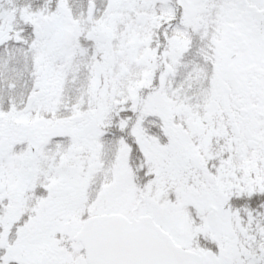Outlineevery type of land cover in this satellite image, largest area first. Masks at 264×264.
<instances>
[{"label": "rangeland", "instance_id": "1", "mask_svg": "<svg viewBox=\"0 0 264 264\" xmlns=\"http://www.w3.org/2000/svg\"><path fill=\"white\" fill-rule=\"evenodd\" d=\"M6 1H0L2 15L7 10ZM119 3L109 0L106 17L124 22L120 69L106 68L109 52H103L101 60L94 64L92 77L82 74L76 88L79 99L97 101L90 134L93 142L102 143V149L91 150L90 161L84 159L90 155L87 151L61 149L65 152L61 153L60 170L65 177L73 175L68 183L76 187L77 195L75 200L62 202L67 213L62 214V225L57 229L59 238L55 241L46 234L44 244L30 248L25 264H84L83 247L75 245L72 237L88 216L110 211L153 216L185 248L199 252L204 264H257L264 256L262 230L245 240L244 229L236 226L245 224V214H260L262 200H233L241 221L225 219L232 208L230 202L223 204L231 188L227 181L243 176L248 182L257 163L264 162V0H153L150 8L146 2L144 6L118 10ZM98 11L101 12L94 9V14ZM30 12L37 16L35 11ZM45 16L56 14L46 12ZM3 22L0 52H10L4 42L9 22L5 14ZM18 31L15 29L12 35L17 42L22 40ZM158 73L159 84L151 83ZM13 75L19 90L17 82L22 74ZM6 81L8 77L2 73L0 101L8 105L11 90ZM137 84L142 89H155L137 97L133 87ZM27 94L24 92L13 104L14 113H21L15 123L23 118ZM107 111L112 116L102 114ZM119 113L125 118L126 138H121L122 144L108 129ZM26 127H18L17 132L21 134ZM228 130L234 138L228 136ZM245 131L251 133V138ZM61 134L71 135L64 129ZM64 138L62 146L64 141L77 148L92 143L76 135ZM249 140L256 147L253 151L246 148ZM220 145L222 150L218 149ZM217 156L220 162L216 163ZM6 160L7 157L0 159L2 164ZM26 160L22 165L33 161ZM45 160L54 162L53 157ZM226 160V166H222ZM64 164L68 165L66 169ZM210 164L219 169L214 175L208 170ZM193 172L202 173L201 177L205 174L204 190L201 185L190 190L186 184L184 176ZM252 180L250 186L258 183L257 178ZM249 184L242 185L244 193L249 192ZM210 222L226 225L232 232L216 234L206 228ZM261 222L260 219L254 224ZM201 235H209L213 244L199 243Z\"/></svg>", "mask_w": 264, "mask_h": 264}, {"label": "flooded vegetation", "instance_id": "2", "mask_svg": "<svg viewBox=\"0 0 264 264\" xmlns=\"http://www.w3.org/2000/svg\"><path fill=\"white\" fill-rule=\"evenodd\" d=\"M118 1L121 3L118 10L124 6H144L146 2L150 8L153 4V0ZM6 4L7 10L4 14L7 15L9 22L6 24L7 35L4 42H7V48L11 51L0 52V75L3 73L8 77L6 84L11 90L8 91L11 99L8 105L0 101L4 111L0 114V157H7L3 164L0 161V263L25 264L29 261L30 248L44 244L46 234L52 235L54 239L59 238L60 233H57V229L62 225V214L67 213L62 208V202L75 200L77 195L76 187L68 183L73 175L65 177L66 173L62 174L60 170L61 153L65 152L61 149L67 148L69 151L72 148L79 153L87 151L90 155L84 157L86 161L91 160L95 148L102 149V143L97 145L98 141L93 142L94 136L90 134L97 101L92 98L79 99L76 88L78 81L82 79V74L88 79L92 77L94 64L101 60L103 52L107 54L109 52L105 62L107 66L108 62L110 65L106 68L109 69L111 66L120 69L119 53L124 49L125 44L122 27L124 22L123 19L114 22L106 17L109 0H7ZM96 8L101 12L94 14ZM31 10L35 11L37 16H31ZM46 12H53L56 16H45ZM4 14L0 12V28L4 23ZM16 20L18 22L15 24ZM15 29H19L18 32L22 36V40L18 42L14 41L12 36L15 35ZM17 73L22 74L21 81L17 82L19 90L13 82V74ZM24 92L28 94L23 102V118L17 120L16 123L19 124L16 125L15 120L21 117V113L18 115L14 113L13 104ZM31 96L34 97V102L30 110L25 112L24 108ZM9 108L11 111L6 112ZM102 114L112 116L113 113L107 111ZM9 121L12 123L8 124ZM23 125L27 127L19 134L18 127ZM109 125L111 136L124 139L125 118L122 113L115 114L114 121ZM62 129L70 132L71 135L61 134ZM245 133L251 138L249 131ZM230 134L234 138L235 135L231 132ZM75 135L81 136L85 143L91 140L92 143L77 148V146L72 147L70 143V146L67 145L64 141L65 145L62 146L64 137L71 139L70 137ZM219 140L222 143L221 137ZM250 141L246 148L248 151H253L256 147ZM218 149L222 150V146H218ZM241 149L240 146L238 152ZM45 153L47 157H53L54 162L47 163ZM30 158L33 161L22 165L24 160ZM219 158L217 156L216 163L220 162ZM52 163L54 166H47ZM67 167L68 165L64 164V169ZM250 175L248 182L243 176L239 180L236 178L235 181H227L231 188L225 196L226 203L223 205L227 206L230 202L232 208L228 213L231 215L226 219L232 221L234 216L235 221H241L242 216L238 212L237 215L232 216L235 207L231 201L242 197H257L262 200L260 218L262 223L254 224L253 217L246 216L243 220L245 224L236 227L244 229L245 240H250L255 232L262 230L264 253V162L259 161ZM204 177L195 178L197 185H201V190L205 189ZM253 178H257L258 183L250 186V181L254 182ZM246 183L249 184L250 189L249 192L244 193L246 188L243 189L242 185H248ZM221 195L219 194L218 197L222 198ZM134 215L135 213L132 212L128 217ZM211 224L206 228L216 234L224 230L227 233L231 231V229L227 230L226 225ZM74 235L72 237L74 244L83 247L74 240ZM61 241L65 247V241ZM176 242L179 243L177 240ZM51 243L53 242H49L50 245ZM261 261L264 264V256ZM261 261L259 260L257 264Z\"/></svg>", "mask_w": 264, "mask_h": 264}, {"label": "water", "instance_id": "3", "mask_svg": "<svg viewBox=\"0 0 264 264\" xmlns=\"http://www.w3.org/2000/svg\"><path fill=\"white\" fill-rule=\"evenodd\" d=\"M33 102L29 97L25 112ZM74 240L82 243L86 264H204L199 252L178 244L151 215H92Z\"/></svg>", "mask_w": 264, "mask_h": 264}, {"label": "trees", "instance_id": "4", "mask_svg": "<svg viewBox=\"0 0 264 264\" xmlns=\"http://www.w3.org/2000/svg\"><path fill=\"white\" fill-rule=\"evenodd\" d=\"M162 36H163V34H162ZM162 57L159 55V58H158V60H159V62L161 61L160 59H161ZM160 65V68H161V64H159ZM158 75V78L157 79H155V81L153 80H151L152 82L151 83H156V84H159L158 82L160 81L159 79H160V74L158 73L157 74ZM141 83H144L143 81H141ZM150 83V84H151ZM134 87V89H136V90H134V89H131L132 90V92H133V90H134V92H137L138 91V94H137V97H139V96H141L142 97V94L143 93H146V91H149V90H151V91H153L154 89H155V87L154 86H151V87H149V88H143L142 89V85H140V84H137L136 86H133ZM140 93V94H139ZM144 95V94H143ZM140 97V98H141ZM128 102H132V104H133V101H130V100H128ZM135 103V102H134ZM128 104V103H127ZM128 105H130V104H128ZM131 109V108H130ZM133 111V110H132ZM131 112V111H130ZM228 132V136H230V132H229V130L227 131ZM126 138V137H125ZM127 139H129L128 137H127ZM210 160V159H209ZM227 161V160H226ZM209 163H211V161H209ZM222 166H226V163H224ZM216 169H218V168H216V167H214L213 165H209V167H208V170L209 171H211V173L210 174H213L214 175V171L216 170ZM195 171H197V169H196V167H195ZM220 171H221V169H220ZM199 175H198V174ZM196 174L193 172L192 174H190L191 176H189V174H187L186 176H184L186 179H185V181H186V184H189L190 185V190L191 189H193V188H195V187H197L198 185H197V181L195 180V178L196 177H201V174L202 173H200V172H197ZM212 176V175H211ZM211 183V185H212V182H210ZM233 201V200H232ZM231 201V202H232ZM235 203V202H234ZM236 209H235V211L232 213V216L233 215H237V209L239 208V207H235ZM262 213V212H261ZM261 213L259 214H257V211L254 213V215H251V216H248L247 214H245V216L244 217H246V216H248V217H253V219H254V223H257L258 221H260V218L262 217L261 216ZM231 214H227V216H230ZM227 218V217H226ZM225 218V219H226ZM233 219L235 220V218H234V216H233ZM228 220V219H227ZM232 220V219H231ZM262 223V222H261ZM259 224V223H258ZM220 225V224H219ZM256 234H259V231L256 233ZM202 236V240H200L199 241V243H202V244H204V243H206L207 245H210V244H213L212 243V241H211V237L209 236V235H201ZM214 247H215V245H213ZM212 245L210 246V248H214ZM204 247V246H203ZM205 249H206V247H204ZM216 248V247H215Z\"/></svg>", "mask_w": 264, "mask_h": 264}]
</instances>
